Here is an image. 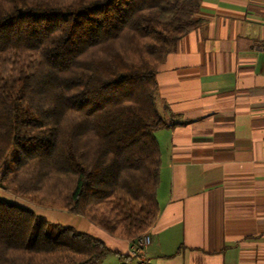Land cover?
I'll use <instances>...</instances> for the list:
<instances>
[{"label":"trees","instance_id":"trees-1","mask_svg":"<svg viewBox=\"0 0 264 264\" xmlns=\"http://www.w3.org/2000/svg\"><path fill=\"white\" fill-rule=\"evenodd\" d=\"M199 1L0 0V185L142 237L160 211L156 132L170 126L157 72L198 26ZM111 252L0 198V264H101Z\"/></svg>","mask_w":264,"mask_h":264},{"label":"crops","instance_id":"crops-1","mask_svg":"<svg viewBox=\"0 0 264 264\" xmlns=\"http://www.w3.org/2000/svg\"><path fill=\"white\" fill-rule=\"evenodd\" d=\"M194 18L198 26L157 72V106L170 126L156 132L160 211L136 257L139 264H264V0H200ZM0 198L45 220L67 214L64 226L119 256L139 249L141 237H116L1 185Z\"/></svg>","mask_w":264,"mask_h":264},{"label":"rangeland","instance_id":"rangeland-1","mask_svg":"<svg viewBox=\"0 0 264 264\" xmlns=\"http://www.w3.org/2000/svg\"><path fill=\"white\" fill-rule=\"evenodd\" d=\"M2 173V171H0V174ZM11 195V194H9ZM17 204H20L19 202H17ZM58 212H61L59 210H57ZM62 213H66V212H62ZM67 214H61V220H55V219H49L48 217V221L52 222V223H60L62 225H71V223H67L65 219H67ZM47 219V218H46ZM150 230V229H149ZM148 230V231H149ZM146 231L143 235H149V232ZM142 235V236H143ZM101 264H139V260L137 257H134V259L132 261H127L122 259L118 254H116L114 251H112Z\"/></svg>","mask_w":264,"mask_h":264},{"label":"built area","instance_id":"built-area-1","mask_svg":"<svg viewBox=\"0 0 264 264\" xmlns=\"http://www.w3.org/2000/svg\"><path fill=\"white\" fill-rule=\"evenodd\" d=\"M263 52H264V46H263ZM150 240L151 238L149 235H143L139 241V249L133 251V255L138 257L140 253L142 254L144 252L145 247L150 243Z\"/></svg>","mask_w":264,"mask_h":264}]
</instances>
